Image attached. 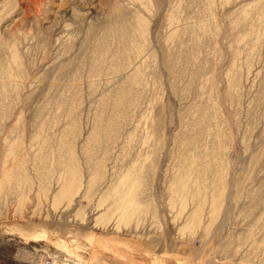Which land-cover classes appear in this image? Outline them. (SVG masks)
<instances>
[{
	"label": "rangeland",
	"instance_id": "rangeland-1",
	"mask_svg": "<svg viewBox=\"0 0 264 264\" xmlns=\"http://www.w3.org/2000/svg\"><path fill=\"white\" fill-rule=\"evenodd\" d=\"M0 264H264V0H0Z\"/></svg>",
	"mask_w": 264,
	"mask_h": 264
},
{
	"label": "bare ground",
	"instance_id": "bare-ground-1",
	"mask_svg": "<svg viewBox=\"0 0 264 264\" xmlns=\"http://www.w3.org/2000/svg\"><path fill=\"white\" fill-rule=\"evenodd\" d=\"M68 188H69V187H68ZM68 190H69V189H68ZM123 197H124V195H123ZM110 220H111V219H110ZM110 220H109V221H110ZM119 221H120V216H119V218H118L116 221H113V223H114L113 226H114V228H115L116 230H120V229H121V228H119V227H120V226H119ZM104 223H105V222H104ZM107 223H108V221L106 222V224H107ZM96 224H97V219H96ZM96 224H95V225H96ZM106 224H105V225H106Z\"/></svg>",
	"mask_w": 264,
	"mask_h": 264
}]
</instances>
